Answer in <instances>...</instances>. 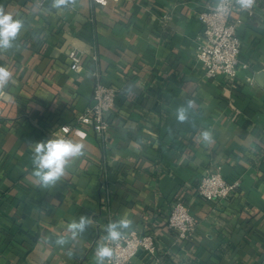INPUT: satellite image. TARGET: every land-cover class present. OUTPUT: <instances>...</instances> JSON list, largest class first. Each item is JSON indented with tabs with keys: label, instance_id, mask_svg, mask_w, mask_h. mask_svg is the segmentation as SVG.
I'll use <instances>...</instances> for the list:
<instances>
[{
	"label": "crops",
	"instance_id": "0c3cea01",
	"mask_svg": "<svg viewBox=\"0 0 264 264\" xmlns=\"http://www.w3.org/2000/svg\"><path fill=\"white\" fill-rule=\"evenodd\" d=\"M215 1L75 0L58 11L51 0H0L24 23L19 47L0 52L15 78L9 98L0 94V264H96L105 226L121 215L154 237V251L139 249L129 264H264V0L251 18L233 12L248 68L231 81L205 76L196 57L197 14ZM72 48L82 55L78 73L69 69ZM91 53L100 80L118 90L106 136L80 126L70 139L83 155L56 187H39L29 142L56 138L90 104ZM187 98L194 104L179 123L174 113ZM214 171L239 187L202 199L196 186ZM177 201L194 218L190 238L167 225ZM80 215L91 225L76 240H49Z\"/></svg>",
	"mask_w": 264,
	"mask_h": 264
},
{
	"label": "built area",
	"instance_id": "2783aa9c",
	"mask_svg": "<svg viewBox=\"0 0 264 264\" xmlns=\"http://www.w3.org/2000/svg\"><path fill=\"white\" fill-rule=\"evenodd\" d=\"M43 0H40V4ZM95 4L106 5L108 0H92ZM221 0L208 3L198 12L197 18L201 24V40L196 57L202 63L204 74L208 78L221 75L227 80H234L239 69L248 68L246 62L239 60L241 52V39L238 26L242 19L233 16L234 11L244 12L249 18L253 17L259 7V0L249 10H241L233 3L226 5L227 12L220 8ZM69 69L78 73L83 65L81 53L72 48L67 51ZM94 83L90 104L80 112L70 123L58 126L59 136L70 138L71 134L78 131L80 126H88L98 137L106 136L109 126V112L118 95V90L113 86L104 84L95 70L97 60L95 53L89 55ZM93 64V65H92ZM239 187V180L226 181L219 172H206L200 177L196 186V194L205 200H221L227 198ZM194 218L189 207L182 201L173 204L167 217L168 227L175 232L176 238H190L194 229ZM105 234V232H104ZM113 248V257L106 264H129L139 249L152 253L155 249L154 237L149 233L137 230L126 231L124 237L110 245Z\"/></svg>",
	"mask_w": 264,
	"mask_h": 264
},
{
	"label": "clouds",
	"instance_id": "9594fccd",
	"mask_svg": "<svg viewBox=\"0 0 264 264\" xmlns=\"http://www.w3.org/2000/svg\"><path fill=\"white\" fill-rule=\"evenodd\" d=\"M241 10H249L255 0H221L220 8L227 12V4L233 3ZM75 0H51V8L58 11L74 5ZM24 23L21 19L14 18L9 12H5L0 7V52H7L14 48H18L16 44ZM15 84L13 73L6 67L0 66V94L5 99L9 98L5 89ZM194 100L187 98L183 105L175 110V118L179 123H185L189 119V110L192 108ZM203 140L211 139L209 131L200 133ZM32 146V175L39 187L49 188L56 187L57 183L65 175L66 168L70 162L83 155L84 144L82 142L73 141L64 136L56 138H48L39 142H29ZM91 225V217L88 215H80L78 219H73L67 224L66 234L57 235L54 240H49L56 246L64 247L70 240H76L78 236L83 234ZM133 221L126 215H121L118 219L110 221L104 228L105 234L100 238L94 251V260L96 264H106L113 257V248L110 246L120 241L126 230L132 229ZM71 257L72 253H67Z\"/></svg>",
	"mask_w": 264,
	"mask_h": 264
}]
</instances>
